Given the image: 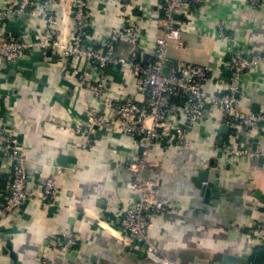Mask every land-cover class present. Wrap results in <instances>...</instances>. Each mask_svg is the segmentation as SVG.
<instances>
[{
    "label": "crops",
    "instance_id": "1",
    "mask_svg": "<svg viewBox=\"0 0 264 264\" xmlns=\"http://www.w3.org/2000/svg\"><path fill=\"white\" fill-rule=\"evenodd\" d=\"M86 1L87 44L98 47L119 28L122 11L119 0ZM135 1L138 5L132 16L141 39L135 53L142 56L155 46L162 12L155 0ZM201 1L180 17L182 39L169 46L170 67L193 64L210 68L214 75L206 83V91L224 94L232 79L229 48L264 53V6L253 9L248 0ZM10 4L11 0H0V9ZM66 8L67 4L57 3L53 11L59 22L57 39L68 40L73 29L71 20L68 26L64 23ZM224 21L228 39L219 31ZM46 27L45 15H33L27 8L25 15L0 23V32L31 41L44 36ZM132 48V43L122 41L116 44V55L130 57ZM77 68L94 72L90 75L93 80L105 76L104 97L80 85L74 75ZM0 93V129L11 133L23 149L29 189L37 190L39 183L56 176L60 190L53 206L29 202L0 219V264H153L132 253L117 236L123 215L133 204L126 184L132 178L129 166L141 151L137 140L106 127L91 135L84 133L86 108L97 109L110 119L104 99L146 101L137 91L136 76L119 69L93 71L86 58L64 62L52 52L35 49L15 63L0 64ZM239 96V109L253 113L256 105L253 114L264 115V62L246 72ZM177 105L184 123L186 106L183 101ZM190 139L185 148L168 143L150 150L145 177L156 180L158 198L172 206L154 218L151 241L178 264H198L196 260L210 259L220 251L250 252L254 257L264 248L256 229L264 220V133L231 129L224 124L220 110L207 107ZM228 149H250L260 157L237 158ZM62 156L65 166L58 164ZM203 171L214 172L213 181L220 182L215 191L227 190L218 206L205 214L196 186ZM10 186L11 174L0 158V207ZM61 234L78 235L79 245L66 254L51 249L48 238ZM9 242L17 254L16 262L7 249Z\"/></svg>",
    "mask_w": 264,
    "mask_h": 264
},
{
    "label": "built area",
    "instance_id": "2",
    "mask_svg": "<svg viewBox=\"0 0 264 264\" xmlns=\"http://www.w3.org/2000/svg\"><path fill=\"white\" fill-rule=\"evenodd\" d=\"M201 0H159L158 7L162 12L160 34L151 53L139 55L135 53L140 43L138 25L134 21L132 11L137 7L135 0H119L122 11L119 28L113 29L110 37L98 47L89 46L88 3L86 0H11L9 8L0 9V23L25 15L30 8L32 14L42 12L47 27L44 36H37L31 41L10 38L0 32V64L15 63L25 58L33 50L52 52L66 62L68 58H86L90 70L105 71L122 70L136 76L137 91L145 102L127 99L122 103L104 99L111 113L110 119L97 109L86 108L87 122L84 124L86 135L94 134L96 129L106 127L111 132H120L137 140L140 148L139 158L130 164L132 178L126 187L132 194L133 204L123 215L122 228L117 233L119 239L128 249L144 256L153 264H178L168 258L150 239V230L154 218L165 208L172 207L158 198L157 182L154 178L145 177L150 166L151 148L174 143L179 147H187L191 143L190 133L204 117L207 107L216 108L223 113L224 124L231 129L240 127L264 133V115L244 112L239 109L240 92L246 72L255 69L264 62V53L251 54L245 48H229L228 65L232 71L229 88L224 94H209L206 83L213 77L210 68L200 65L172 66L168 58V49L172 42H180L181 31L178 27L180 17L183 18L192 7L201 5ZM253 9L264 6L261 0H248ZM57 3L67 4L64 23L73 22L69 39H57L58 25L54 8ZM227 26L225 21L219 25V31L225 39ZM132 43V55L119 57L116 55V44L122 41ZM170 68L169 74L163 70ZM93 73L75 69L74 75L79 77L82 87L103 96L107 89L106 78L102 74L99 79H92ZM1 100V93H0ZM184 102L186 117L184 123L179 119V108L176 102ZM81 125L77 126L81 131ZM231 156L241 158H258L260 155L250 149H228ZM0 158L11 174V186L6 202L0 207V219L13 214L25 204L31 202L41 206H53L60 193L57 177L52 176L39 183L37 190L28 187V173L25 166L23 149L7 130L0 129ZM39 182V180H38ZM38 197V199H37ZM260 240L264 245V220L256 227ZM78 235H53L48 238L51 249L66 254L79 245ZM43 264H47L44 262Z\"/></svg>",
    "mask_w": 264,
    "mask_h": 264
},
{
    "label": "water",
    "instance_id": "3",
    "mask_svg": "<svg viewBox=\"0 0 264 264\" xmlns=\"http://www.w3.org/2000/svg\"><path fill=\"white\" fill-rule=\"evenodd\" d=\"M155 5L158 6V0H155ZM169 68H165L163 72L165 74L170 73ZM257 106L254 105L252 108V112L256 113L257 111L255 110ZM253 150L256 151L257 149L255 146H253ZM58 164L60 166H65V157H60L58 160ZM145 176L146 172L144 173ZM213 175L214 172L211 171H203L200 175L198 180L196 181V186L200 191V205L201 208H203L202 212L207 213V211L213 210L215 207L218 206V204L222 201L224 196L227 193V190L220 188L219 191H215V188L220 187V182L219 181H213ZM208 182L209 185H204L203 184ZM207 210V211H206ZM225 226H230V224L223 223ZM236 247L238 246V243L235 245ZM7 249L10 252L11 258L16 262L17 261V254L13 250L12 244L9 242L7 245ZM72 255H76L74 252ZM138 255V254H137ZM136 255V256H137ZM198 264H264V248L257 251L255 256L250 252H240V253H232L229 251H220L217 254H214L213 256L210 257V259H205V260H196L195 261Z\"/></svg>",
    "mask_w": 264,
    "mask_h": 264
},
{
    "label": "trees",
    "instance_id": "4",
    "mask_svg": "<svg viewBox=\"0 0 264 264\" xmlns=\"http://www.w3.org/2000/svg\"><path fill=\"white\" fill-rule=\"evenodd\" d=\"M86 44H87V42H86ZM177 104L179 103V102H176Z\"/></svg>",
    "mask_w": 264,
    "mask_h": 264
}]
</instances>
